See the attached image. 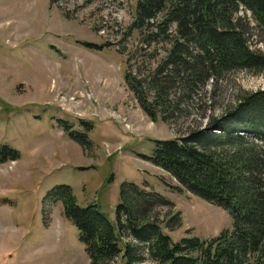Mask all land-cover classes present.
<instances>
[{"label": "rangeland", "instance_id": "1", "mask_svg": "<svg viewBox=\"0 0 264 264\" xmlns=\"http://www.w3.org/2000/svg\"><path fill=\"white\" fill-rule=\"evenodd\" d=\"M137 1L0 0V144L21 155L0 164V264H90L62 202L45 203L57 185L71 186L80 206L97 204L113 223L123 184L158 193L172 204L156 205L151 221L158 218L174 242L233 230L227 211L178 192L177 180L143 156H153L155 140L203 129L264 90V71H234L194 94L172 92L179 104L153 122L124 74L149 76L168 45L146 46L131 28ZM254 34L251 47L263 48L262 33Z\"/></svg>", "mask_w": 264, "mask_h": 264}, {"label": "trees", "instance_id": "2", "mask_svg": "<svg viewBox=\"0 0 264 264\" xmlns=\"http://www.w3.org/2000/svg\"><path fill=\"white\" fill-rule=\"evenodd\" d=\"M242 11L250 12L251 20ZM131 28L146 46L168 45L149 76L124 74L153 122L179 104L172 92L194 94L209 80L234 71H264V0H138ZM255 32L262 33L257 43L263 48L251 47ZM161 118L169 121L165 114ZM154 143L153 156L143 158L176 179L178 192L185 190L227 211L233 230L215 239L186 236L174 242L158 218L151 221L156 205L172 204L158 193L123 184L113 223L97 204L80 206L71 186L57 185L45 203L62 202L90 264H109L120 255L124 264H264V90L246 94L203 129ZM20 156L17 149L0 144V164ZM168 227L173 231L181 223ZM127 238L131 241L122 248L120 242Z\"/></svg>", "mask_w": 264, "mask_h": 264}]
</instances>
